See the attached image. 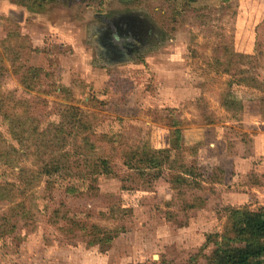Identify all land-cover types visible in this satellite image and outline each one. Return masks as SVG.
Segmentation results:
<instances>
[{
  "label": "rangeland",
  "instance_id": "374dc122",
  "mask_svg": "<svg viewBox=\"0 0 264 264\" xmlns=\"http://www.w3.org/2000/svg\"><path fill=\"white\" fill-rule=\"evenodd\" d=\"M122 18L151 33L132 61L109 62L101 40ZM219 42L230 45L228 73ZM231 96L243 110L225 104ZM254 109L264 121V0L212 12L171 0H0V264H212L228 210L264 206V160L239 169L224 156L243 152L240 119ZM172 110L186 151L171 156L205 176L182 194L168 164H125L171 147ZM54 150L74 169L34 180ZM106 160V173L87 174Z\"/></svg>",
  "mask_w": 264,
  "mask_h": 264
},
{
  "label": "trees",
  "instance_id": "16d2710c",
  "mask_svg": "<svg viewBox=\"0 0 264 264\" xmlns=\"http://www.w3.org/2000/svg\"><path fill=\"white\" fill-rule=\"evenodd\" d=\"M175 2H186L187 5H195L201 12L213 11V8L216 9L222 4H231L234 0H171ZM203 14V13H202ZM201 23L205 24L206 20L204 15H200ZM141 23V21L134 19ZM177 21L175 16L174 22ZM142 24V23H141ZM141 27H144L143 24ZM140 27V28H141ZM145 28V27H144ZM146 33H151L146 29ZM135 34L129 33L126 35V38L123 40L124 44H131L137 42ZM218 36L221 39L222 34L219 33ZM146 38V35L144 36ZM143 38V39H144ZM142 40V39H141ZM139 40V41H141ZM127 48V47H126ZM231 52L230 45L226 42H219L215 47V59L219 65L224 66V72L229 71L226 67V62H222V57L228 56ZM132 54H126L123 58L127 61H132ZM225 104H229L231 109H234L236 106L243 110L244 105L241 101L236 99L234 96H231L230 99L226 101ZM176 110L171 111V115L167 118V124L172 128L171 135V147L161 150H137L128 153L131 158L130 161L127 160L125 164L130 169H136L142 171L143 169H158L163 165L169 166L172 170L174 189L182 194L186 192V189H191L192 184L195 183L196 186H201L200 179L204 175L200 173L196 161H193L192 164H188L185 160V156L181 157L178 160H173L171 154L173 150L186 151L185 142L186 137L184 135V126L185 123L183 119L175 115ZM55 140H59L58 137H55ZM70 156L72 154L65 151L54 150V158L49 163L44 164V169L42 171L34 172L32 171V178L35 180L38 175H45L52 177L64 169H67L69 173L74 169L71 168ZM63 159V160H61ZM67 161H65V160ZM65 161L66 163H64ZM101 163H96L91 168L87 174L92 178L106 173L104 166H108L107 160L100 161ZM136 162V163H134ZM79 166L77 165V168ZM143 168V169H141ZM176 168H180L177 172ZM31 170V169H29ZM220 172L224 173L225 171L220 169ZM34 175V176H33ZM199 177V178H197ZM205 177V176H204ZM37 180V179H36ZM219 181V182H217ZM51 181H48V186H51ZM216 183L223 182V179H217L214 181ZM69 192H76L75 187L68 189ZM184 195V194H183ZM112 236L108 237V240H111ZM221 248L219 256L214 259L212 264H264V206L259 210H252L251 206H245L242 208H231L228 210V222L224 229V232L221 233Z\"/></svg>",
  "mask_w": 264,
  "mask_h": 264
},
{
  "label": "crops",
  "instance_id": "0c3cea01",
  "mask_svg": "<svg viewBox=\"0 0 264 264\" xmlns=\"http://www.w3.org/2000/svg\"><path fill=\"white\" fill-rule=\"evenodd\" d=\"M240 122L243 126L240 131L245 135L241 140V144L245 146L244 147L241 145L243 152L241 151L239 153L236 147L235 152L229 153L227 150V152L224 154V156L233 160L235 167L239 169L247 165L253 166L255 163L256 153L260 160H264V121L261 119L260 112L256 109L251 111L245 110L243 119H240ZM216 146L217 145L215 143L210 144V148H213L212 152H214ZM211 162L217 166H220V168L225 172L228 169L223 164L221 158H219L216 152L212 153ZM236 175L239 176L238 173Z\"/></svg>",
  "mask_w": 264,
  "mask_h": 264
},
{
  "label": "flooded vegetation",
  "instance_id": "af4514ba",
  "mask_svg": "<svg viewBox=\"0 0 264 264\" xmlns=\"http://www.w3.org/2000/svg\"><path fill=\"white\" fill-rule=\"evenodd\" d=\"M109 25V31H107L105 38L101 40L102 44L105 46V51L109 56V62H114L116 59H118V56H124L126 54L129 55L134 53L138 49V47H141L146 42V38H144V36H149L145 32L146 29L144 27H141L142 24L138 21L133 20V18H122L118 21L110 22ZM113 33L116 36L120 37V42H116L112 38ZM129 33L135 34L134 36L137 38V42L124 44L123 40Z\"/></svg>",
  "mask_w": 264,
  "mask_h": 264
}]
</instances>
